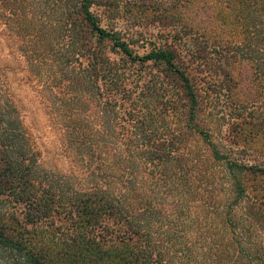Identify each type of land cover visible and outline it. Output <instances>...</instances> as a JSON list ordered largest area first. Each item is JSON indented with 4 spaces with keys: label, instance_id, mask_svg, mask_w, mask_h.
I'll return each mask as SVG.
<instances>
[{
    "label": "trees",
    "instance_id": "trees-1",
    "mask_svg": "<svg viewBox=\"0 0 264 264\" xmlns=\"http://www.w3.org/2000/svg\"><path fill=\"white\" fill-rule=\"evenodd\" d=\"M0 19L78 170H44L0 64V264H264V0Z\"/></svg>",
    "mask_w": 264,
    "mask_h": 264
},
{
    "label": "rangeland",
    "instance_id": "rangeland-1",
    "mask_svg": "<svg viewBox=\"0 0 264 264\" xmlns=\"http://www.w3.org/2000/svg\"><path fill=\"white\" fill-rule=\"evenodd\" d=\"M1 21L2 19H0V31ZM21 46L20 41L8 38L7 34L6 36L0 34V64L12 67L8 71L5 69L9 86L17 100L28 134H31V141L40 152V164L45 171L67 169L76 174L77 165L64 148L61 128L52 124L45 112L40 92L27 80V63L24 57L26 53ZM0 214L4 216V222L7 224H11L15 215L12 205L2 201H0Z\"/></svg>",
    "mask_w": 264,
    "mask_h": 264
}]
</instances>
